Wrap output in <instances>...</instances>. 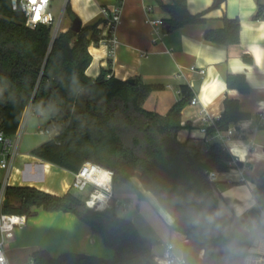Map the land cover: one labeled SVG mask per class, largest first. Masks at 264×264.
Instances as JSON below:
<instances>
[{"label": "trees", "instance_id": "1", "mask_svg": "<svg viewBox=\"0 0 264 264\" xmlns=\"http://www.w3.org/2000/svg\"><path fill=\"white\" fill-rule=\"evenodd\" d=\"M167 14L163 20L168 31L188 24L201 23V15L188 11L187 0H171L163 4ZM255 20L264 17V0H256ZM215 6V4L213 5ZM65 12L75 15L66 4ZM98 23L85 26L80 32L68 29L54 35L53 27L38 25L31 29L25 16L14 9L12 0H0V129L6 137L16 134L29 104L48 124L57 128L52 139L35 147L31 154L59 168L78 171L91 161L114 173L113 183L122 181L133 187L139 199L144 196L132 179L138 178L142 188L151 192L173 218L170 231L183 234L188 240L184 255L188 262L192 242L204 235L210 244L201 260L193 264H242L247 249L255 239L264 237V171L255 180L254 198L257 218L250 232L247 222L236 215H227L219 207L215 183L207 171L224 173L233 166L231 153L220 143L196 149L178 139L182 111L194 94L181 86V98L166 113L144 107L146 99L163 86L145 84L140 78L133 83L114 76L111 67L102 69L93 79L86 74L92 62L88 51L91 42L99 43ZM207 41L222 46L240 42L238 19L224 18L223 27L209 29ZM244 61L250 58L244 56ZM228 88L242 94L250 92L244 75L228 74ZM238 100H224V110L209 127L228 130L230 124L248 119ZM1 189V184H0ZM5 198L10 202L3 212L36 215V209L48 212H69L88 224L101 236L106 247L114 251L112 259L65 252L51 257L45 250L32 254L35 264H145L155 261L152 249L155 238L140 235L133 223L120 218L114 208L93 211L85 199L70 189L61 196L29 186H7ZM20 198L16 203L11 197ZM202 249V248H201Z\"/></svg>", "mask_w": 264, "mask_h": 264}, {"label": "crops", "instance_id": "2", "mask_svg": "<svg viewBox=\"0 0 264 264\" xmlns=\"http://www.w3.org/2000/svg\"><path fill=\"white\" fill-rule=\"evenodd\" d=\"M161 1L163 4L171 3V0ZM216 1L212 0L211 5L206 7L204 0H187L188 11L193 15H201L204 21L173 31L163 26L160 33L154 32L146 21L148 18L163 21L168 17L156 0H67L66 4L81 21L82 27L98 23L100 39L108 34L101 9L120 8V22L114 31L117 44L113 53L110 54L108 44L91 42L88 47L92 56V62L86 70L89 77L95 79L102 69L111 67L118 79L140 78L145 84L163 86L161 91L153 92L144 103L145 108L161 114L180 100L181 86L191 88L193 83L200 81L198 90L191 89L197 102L189 103L182 111L183 128L178 133V139L187 142L188 146L204 148V135L200 132L202 112L218 119L224 110L226 98L239 101L241 111L250 117L230 124L232 134L224 147L231 153L234 162L239 161L242 166H233L227 172L218 173L215 194L225 214L245 219L247 226L252 228L257 218L255 180L264 171V125L260 116L264 114V70L257 67L249 48L257 45L264 50V39H260L258 31L261 23H264V17L258 20L253 18L258 8L256 0H224L220 4H216ZM147 6L152 7V11L146 12ZM224 18L239 20L238 44L222 46L205 39L207 30L223 27ZM58 23L56 34L70 29L72 17L64 10ZM244 56L249 57L250 62L244 61ZM234 59L251 67V72L247 68L233 72L230 62ZM208 60L219 62L208 63ZM200 69L204 70L203 74L199 72ZM209 69L212 70L211 77ZM228 74L244 75L250 92L242 94L237 89L228 88ZM217 77L225 85V90L205 107L200 100L202 88L206 81L211 83ZM43 121L45 125L48 124L47 117L25 115L24 111L16 134L7 137L9 144L3 145L0 150V163L6 162V167L0 166L1 186H29L56 196L71 189L74 172L31 154L35 147L57 134L50 125V135L39 133L38 128L42 127ZM234 148L246 153L243 160L233 153ZM132 181L144 198L139 199L136 190L122 181L113 183L112 207L115 214L131 221L140 235L157 239L158 243L152 249L154 260L160 259L168 242L175 245L178 254H184L183 234L169 229L173 223L172 216L161 208L151 192L142 188L138 178ZM36 212L7 242L9 264L25 263L37 250H45L54 258L65 252L113 258L114 251L104 245L101 236L93 233L90 226L74 214L48 212L41 208L36 209ZM187 264L193 263L187 261Z\"/></svg>", "mask_w": 264, "mask_h": 264}, {"label": "built area", "instance_id": "3", "mask_svg": "<svg viewBox=\"0 0 264 264\" xmlns=\"http://www.w3.org/2000/svg\"><path fill=\"white\" fill-rule=\"evenodd\" d=\"M52 0H12L13 8H19L25 16V24L27 27L34 29L38 25L54 26L56 23L55 16L50 11ZM37 9H39V19L34 17L37 15ZM152 11V7L147 6L146 12ZM101 13L104 16L106 25L108 28V34L106 37L100 39L99 43L108 44L110 47V54L113 53L117 44L114 31L118 23L120 22V8H102ZM154 32L160 33L163 29L164 23L160 19H147ZM59 29V23L56 24V31ZM54 34V35H55ZM201 74L204 73L203 69H200ZM191 89H194L191 86ZM197 102V97L193 96L191 104ZM36 114L35 108L32 104H29L25 109V115ZM262 119V125H264V114H260ZM206 112H202L200 116V132L204 135V148L211 143H220L223 146L228 144L232 134V129L226 131H220L215 129L214 132L209 133V127H215V121ZM54 131L57 132V128L52 126ZM38 132L41 134L50 135L51 130L48 125L38 128ZM9 144V140L3 134L0 129V150L3 145ZM1 167H6V162L0 163ZM207 176L210 182L216 183L218 178V172L207 171ZM103 177H100L102 176ZM113 176L114 173L106 168H103L91 161H85L78 171L73 174V181L71 183V189L79 192H85L88 188L91 190L88 192V196L85 199L86 206L93 211H105L109 210L113 206L114 193H113ZM242 180H244L242 178ZM5 188L1 186L0 189V264H9V260L6 252L7 242L13 238L17 229L26 225L28 217L23 214H10L3 212ZM125 204H123L124 206ZM169 221V219H167ZM247 232H250L248 226H244ZM189 240L183 235L182 245L188 244ZM157 264H187V259L183 253L178 254L175 245L171 242L165 244L163 252L160 255L159 260H155ZM23 264H35L32 257ZM242 264H264V237L255 239L247 249L246 254L243 257Z\"/></svg>", "mask_w": 264, "mask_h": 264}, {"label": "clouds", "instance_id": "4", "mask_svg": "<svg viewBox=\"0 0 264 264\" xmlns=\"http://www.w3.org/2000/svg\"><path fill=\"white\" fill-rule=\"evenodd\" d=\"M212 3V0H204L205 6H210ZM248 28L245 26V31H247ZM260 33V39H264V23H261L260 28L258 29ZM249 51L252 53V55L255 58V62L257 67H260L262 70H264V63H262V57H264V50L259 48L257 45H252L249 48ZM199 55V53H197ZM219 60L213 61L208 60V63H218ZM231 70L233 72L237 71H243L245 68L248 69L249 72H251V67L248 65H244L240 62L239 59H234L231 62ZM212 70L209 69V76L211 77ZM225 90V85L219 80L217 77L216 79H213L211 83L205 82L203 88H202V95L200 96L201 103L207 107L208 104L212 102V100L215 98L216 95H218L220 92ZM233 153L238 155L241 160L244 159V156L246 155L245 152L240 151L239 149H233Z\"/></svg>", "mask_w": 264, "mask_h": 264}, {"label": "rangeland", "instance_id": "5", "mask_svg": "<svg viewBox=\"0 0 264 264\" xmlns=\"http://www.w3.org/2000/svg\"><path fill=\"white\" fill-rule=\"evenodd\" d=\"M67 0H52L51 1V9L50 11L53 13L56 19V23L53 26V32L55 31L56 24L58 23L60 17L62 16V13L64 12V7L66 5ZM44 121L41 123V126H44ZM133 188V187H132ZM134 189V188H133ZM91 190V188H88L85 192H79L75 191L79 196L82 198H87L88 192ZM135 190V189H134ZM210 241L209 237L207 235L202 236L199 238L196 242H192L190 245L189 250V258L190 263H194L196 260H201L205 253V249L209 246ZM202 248V249H201Z\"/></svg>", "mask_w": 264, "mask_h": 264}, {"label": "water", "instance_id": "6", "mask_svg": "<svg viewBox=\"0 0 264 264\" xmlns=\"http://www.w3.org/2000/svg\"><path fill=\"white\" fill-rule=\"evenodd\" d=\"M224 0H217L216 1V4H220V3H222ZM83 27H82V23H81V21L78 19V18H72V24H71V27H70V29L72 30V31H74V32H80L81 31V29H82ZM166 30H168V28H166ZM128 81L130 82V83H133V79H128ZM199 85H200V81H197V82H195V83H193V87H194V89L195 90H198L199 89ZM11 200H13L14 202H16V203H19L21 200H20V198L19 197H16V196H13V197H11ZM9 202H10V200L9 199H7V198H5L4 199V202H3V204H4V206H7L8 204H9ZM246 254V253H245ZM145 264H157L155 261H148V262H146Z\"/></svg>", "mask_w": 264, "mask_h": 264}, {"label": "snow or ice", "instance_id": "7", "mask_svg": "<svg viewBox=\"0 0 264 264\" xmlns=\"http://www.w3.org/2000/svg\"><path fill=\"white\" fill-rule=\"evenodd\" d=\"M33 2H34V0H33ZM34 18L39 19V9H37V15Z\"/></svg>", "mask_w": 264, "mask_h": 264}, {"label": "bare ground", "instance_id": "8", "mask_svg": "<svg viewBox=\"0 0 264 264\" xmlns=\"http://www.w3.org/2000/svg\"><path fill=\"white\" fill-rule=\"evenodd\" d=\"M100 177H103V175H102V176H100Z\"/></svg>", "mask_w": 264, "mask_h": 264}]
</instances>
